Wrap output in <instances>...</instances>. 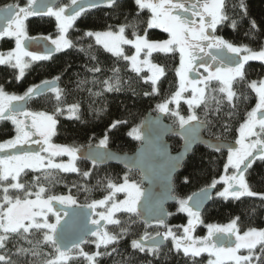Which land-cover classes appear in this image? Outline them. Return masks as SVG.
I'll use <instances>...</instances> for the list:
<instances>
[{"label": "snow or ice", "instance_id": "6c2138e0", "mask_svg": "<svg viewBox=\"0 0 264 264\" xmlns=\"http://www.w3.org/2000/svg\"><path fill=\"white\" fill-rule=\"evenodd\" d=\"M136 5V18L147 11L148 15L143 20L134 19L129 24L119 25L116 29L109 26L108 30H86L77 40L87 39V47L77 45L68 38L70 29L75 22L86 15L89 10L101 6L109 9L122 7L121 0H70V4L56 8L51 0H15L0 7V38H15V48L7 53H0V65H6L15 70V78L19 82L33 62L48 60L53 53H60L70 49L83 52L90 60L96 61L86 71L93 74L91 80L78 81V90H87L89 95L101 96L106 92L120 91L123 82L119 76V69H111L113 75L100 80L96 74H102L104 68L100 66L98 57L94 51L95 46L101 47L104 52L124 60L126 67L147 83L152 84V92L158 94L157 83L165 75V69L153 63L150 57L153 53L165 55H179V66L175 69L178 77V87L163 102L157 104V110L175 117L181 129L186 133V148L198 139L200 127L211 123L208 117L215 112L217 119L222 106L226 101L231 111L227 113L231 117L236 109L237 101L244 93L237 94L234 90V82L244 84L256 94L257 102L250 111L246 112L243 122L238 128L239 136L235 144L239 147L209 142L207 147L215 152L227 150V160L224 164V172L218 179H213L210 184L202 188L199 193L187 198L173 197L177 205L178 213H185L188 217L187 225L183 226V234L178 235L171 227L166 225L164 217L171 215L160 209V215L156 220L159 228L155 235L147 232L134 238L130 242L132 253L127 258L114 264H134V253L158 258L164 242L172 241L170 251L192 260L196 264V258L202 253H208L207 264H264V229L248 228L241 234L238 228L239 217L232 219L226 226L207 225L208 235L196 238L191 235L197 223L201 222V206L205 200L212 198V191L217 184L225 185L223 190L215 194L219 198L241 201L242 198H256L264 206V192H256L247 181L246 174L257 160L264 162V78L258 81H247L244 71L249 61L264 63V43L255 50L247 45L236 46L232 42L217 36L218 26L229 21L227 14V0H134ZM233 10H239L241 19L247 17V7L244 0L232 5ZM34 16L54 17L57 34L55 37L41 36L30 37L27 35L25 22ZM143 23V30L139 24ZM236 20H231L230 26L235 29ZM249 30L245 33L251 39H256L259 26L255 20H249ZM132 29L131 38L126 35V30ZM159 29L167 34L166 38L152 39L149 30ZM44 44V54L29 51L33 43ZM94 42V43H93ZM49 43L52 47H49ZM123 45L134 49L133 54L125 53ZM214 50V51H209ZM232 55L225 56L224 52ZM143 54V59L141 55ZM207 57V59H206ZM203 69V72L200 71ZM150 76H141L143 71ZM60 77L52 80H44L39 84L29 86L23 95L9 94L4 86L0 85V121H9L15 128L16 135L4 143H0V152L13 150L0 158V264H68L72 259L69 254L71 249L65 246L57 238V224L59 213L54 211L53 202L59 204H75L71 197L46 195V187L41 180L54 183L55 177L51 170L65 173H77L83 179L91 178L90 171L81 172L76 166L78 148H70L51 143L54 129L57 124L55 115H62L64 111L69 113L70 119H79V105L71 104L66 107L62 103L64 90L59 88L57 82ZM212 81L218 82V87L212 89ZM91 84L92 87H88ZM102 85L98 89L96 85ZM218 92L222 96L210 95V92ZM54 94L56 106L53 114L46 112H34L27 110L21 102H27L40 97L45 93ZM189 93L188 97L184 94ZM181 99L188 105L187 116L178 111L169 109L170 104L179 106ZM214 104V107H213ZM203 107V119L197 114L196 109ZM97 113L103 109H96ZM193 122H196L195 125ZM122 121H113L110 125L115 128ZM225 132L229 131L228 122L222 125ZM109 129V130H110ZM35 137V139H34ZM137 139L140 137L137 135ZM219 140V137H217ZM107 143V135L100 141L98 147H104ZM32 144L37 148L33 149ZM27 146V147H25ZM67 155L68 163H55L54 158ZM92 160L93 166L110 158V154H97L96 157H87ZM180 163V157L176 158V165ZM31 170L33 175L31 182H23L21 174L25 170ZM189 178L185 177V183ZM101 183L100 180L97 181ZM88 191L87 185H82ZM106 195L88 205L95 210L105 208L98 213L99 220L93 219L91 223L96 225L95 230L89 234L95 237L96 251L85 252L80 245L86 241L81 238L73 243L72 249H76V255L83 257L87 264H99V258L122 255L119 249L120 240L127 236L129 228L121 226V221L114 218L115 213H137V203L141 196L138 185L129 182L127 176L122 184H116L111 179L103 185ZM117 193H124L125 198L117 202ZM32 197H35L33 199ZM255 211V209H253ZM56 216V223L48 222V214ZM101 221L106 224L121 226L119 233H112L102 229ZM131 221L130 223H134ZM179 227V226H178ZM39 233L41 239L33 241L30 237ZM219 237L228 238L225 243ZM235 237V242L231 241ZM28 245L25 247L24 245ZM11 245V248L9 247ZM43 246L52 249L51 253H42ZM103 248L104 251H100ZM167 258V253L164 254ZM32 257V260L28 258ZM148 264H152L149 261Z\"/></svg>", "mask_w": 264, "mask_h": 264}, {"label": "trees", "instance_id": "16d2710c", "mask_svg": "<svg viewBox=\"0 0 264 264\" xmlns=\"http://www.w3.org/2000/svg\"><path fill=\"white\" fill-rule=\"evenodd\" d=\"M15 0H0V7L9 3H14ZM24 0H21L23 3ZM122 7L109 9L101 6L88 11L86 15L80 17L68 33V38L72 39L77 45L87 47V39L80 41L77 37L86 30L104 31L108 30L109 26L116 29L119 25L129 24L134 19L143 20L149 13L145 11L141 17L136 18V5L134 0H121ZM238 3V0H227V14L229 21L223 25L218 26V34L225 40L232 42L236 46L247 45L255 50H259V46L264 43V0H244L247 7V17L241 19L239 10H233L232 5ZM70 4L69 0L65 1V5ZM236 20V28L233 29L230 24L231 20ZM249 20H255L259 26V32L256 34V39H251L245 33L249 30ZM27 35L30 37H40L51 35L53 37L57 34L56 21L53 17L48 16H34L30 17L26 22ZM143 30V23L139 24ZM126 35L131 38L132 29L126 30ZM149 36L152 39L166 38L167 34L159 29L149 30ZM94 43V42H93ZM14 46L12 39L3 40L0 43V50H8ZM96 53L100 66L104 68L102 74H96L100 80L113 75L111 69L118 68L119 76L123 82L120 91L106 92L97 97L89 95L87 90H78L77 83L80 80L93 78V74L86 71V67L96 63L86 56L83 52L76 49L66 50L64 52L55 53L50 59L44 61L33 62L31 66L25 70L23 78L18 82L15 78V70L0 65V85L4 86L5 92L16 93L23 95L26 89L35 84H39L44 80H52L59 76L58 87L64 90L62 103L66 107L71 104L79 105V119H70L57 114L54 118L57 124L54 129V143L58 145H68L72 148H84L87 146H98V142L107 135V143L110 149L120 153H132L139 145V139L136 138L139 134V127L142 119L147 113L156 114L155 108L158 103L164 101L172 92L178 87L175 69L179 64L178 53L173 56L171 54L165 55L162 53H153L150 59L165 69V75L157 83L158 94L145 93L152 92V85L150 82L145 83L143 79L138 77L134 72L128 70L125 66L126 62L122 59L117 60L111 54L104 52V50L95 46L92 50ZM132 48L125 46V52L129 54ZM247 81H253L261 78L264 75V64L250 62L244 69ZM147 72L143 71L141 76L146 77ZM102 85H96L98 89ZM88 87H92L91 84ZM212 89L218 87L217 81H212L210 84ZM234 90L237 94L244 93L247 98L243 96L237 101L236 109L231 117L227 115L231 111L230 107L224 102L219 119L217 114L213 112L208 119L211 123L206 125L204 136L211 139H217L234 143L237 137V131L240 124L243 122L246 112L250 111L256 101L254 92L248 89L240 82H234ZM210 95L222 96L218 92H210ZM56 101L54 94L46 93L40 97L29 100L28 109L30 111H43L49 115L53 114ZM172 107V105H170ZM214 107V104H213ZM96 109H103L97 113ZM176 111L181 115L187 116L188 106L185 102L180 101L179 106L176 105ZM196 112L203 119V107L197 108ZM165 120L178 127L179 122L173 117L170 112L165 113ZM113 121H122L115 128L110 129ZM228 122L229 131L225 132L222 125ZM110 129V130H109ZM14 128L9 121H5L0 126V142L6 141L13 137ZM172 152L178 151L180 147V140L177 138H168ZM226 158L224 152H215L203 147H197L192 155L187 159L183 165L181 172L174 178L173 187L174 195L179 198H187L193 193L200 191L211 183L213 179H218L223 172ZM76 165L83 171H90L91 178L83 179L77 173H64L58 170H51L55 177L54 183L41 180L47 191L45 197L48 195H70L76 201V205L88 207L93 201L102 199L107 193L103 185L107 179H111L114 183L120 184L124 177L138 184L137 173H128L119 166H93V164L82 162L76 159ZM26 174H21L23 182H31L33 173L31 170H25ZM185 177L189 178V182L185 183ZM246 178L253 191L264 192V162L257 160L252 169H249ZM101 183L98 184L97 181ZM82 185H87L88 191H85ZM255 209V211H253ZM168 227L176 228L178 232L181 227L187 225L188 217L185 213L177 212V205L168 207ZM239 217L238 228L245 230L248 228L264 229V206H261L260 201L256 198H242L241 201L233 199L224 200L221 198L212 197L210 204L201 214V222L196 224L194 233L198 236L204 233L205 227L201 223H217L222 224ZM121 221V226L129 228L127 236L123 237L119 243L120 253L122 255L114 257L99 258V264H114V261L119 262L122 258L126 259L129 253H132L130 242L134 238H138L143 233L155 235L157 231H164L159 228L157 224L144 226L137 214H128L120 212L115 216ZM135 221L134 223H130ZM108 224L107 231L112 233H119L120 227ZM179 226V227H178ZM33 241L41 239L39 233L30 237ZM27 247L28 245H24ZM11 248V245H9ZM84 251L92 253L96 251L95 246L83 243L81 245ZM172 244L167 241L166 245L161 248L160 256L153 258L145 256L141 253H134L136 259L134 264H193L192 260L179 255L175 251H170ZM42 253H51L52 249L48 246H43ZM76 251V249H71ZM100 251H104L103 248ZM167 253V258H165ZM208 255L201 254L196 258V264H206ZM32 260V257L28 258ZM23 264V262H22ZM40 264V261H36ZM68 264H87L83 257H74L68 261Z\"/></svg>", "mask_w": 264, "mask_h": 264}, {"label": "water", "instance_id": "95a60500", "mask_svg": "<svg viewBox=\"0 0 264 264\" xmlns=\"http://www.w3.org/2000/svg\"><path fill=\"white\" fill-rule=\"evenodd\" d=\"M63 1L65 0H51L55 7ZM48 46L52 47L50 43ZM28 50L43 55L44 44L33 42ZM223 55L230 56L232 54L225 51ZM28 103L29 101L26 103L21 102L26 109H28ZM165 116L164 113H147L145 115L139 127V145L132 153H120L110 149L108 146L98 147L92 145L79 149L77 154L78 160L92 164V160L87 157H96L97 154L107 153L110 154V158H105L102 162L97 163L96 166L114 165L121 167L128 173H137L138 183L143 189L137 203L136 214L141 223L146 227L156 224L161 208L164 212L169 213L168 207L176 205L172 199L176 197L173 187L174 178L181 172L183 165L197 147L209 149L207 147L209 142L237 147L232 142L205 137V126L199 128L198 139L186 148V133H184L181 127L174 128L171 123L165 120ZM195 123L193 122L194 125ZM168 138H178L180 140L178 151H171ZM222 152L227 153L226 148L222 149ZM177 157H180L178 165H176ZM215 190L212 191V196ZM211 199L204 201L200 209L201 214L210 204ZM53 209L59 214H63V217L57 224L56 235L65 246V249H72L73 243L79 242L81 238L86 241L91 237L89 234L90 230L96 229V225L91 223L93 210L89 207L78 205L64 206L53 202ZM168 216L164 217L166 225L168 224ZM100 224L103 228L104 221H101ZM166 243L167 241L164 242V246Z\"/></svg>", "mask_w": 264, "mask_h": 264}, {"label": "rangeland", "instance_id": "374dc122", "mask_svg": "<svg viewBox=\"0 0 264 264\" xmlns=\"http://www.w3.org/2000/svg\"><path fill=\"white\" fill-rule=\"evenodd\" d=\"M55 19V18H54ZM71 30V29H70ZM69 30V31H70ZM11 39H13V41H14V46L11 48V49H8V50H5V51H0V53H7L8 51H10V50H12V49H14L15 48V38L13 37V38H11ZM125 46L126 45H123L122 47L124 48V51H125ZM128 46V45H127ZM130 47V46H129ZM133 52H134V49H132V51L128 54V55H131V54H133ZM126 53V52H125ZM127 54V53H126ZM179 56V55H178ZM141 59H143V54L141 55ZM250 62V61H249ZM178 66H179V64H178ZM146 71V70H145ZM147 72V71H146ZM151 74L150 73H148L147 72V75H146V77L147 76H150ZM261 78H264V75L261 77ZM261 78H259V79H257V80H255V81H258V80H260ZM177 81H178V77H177ZM148 82H150V80L148 81ZM151 83V82H150ZM152 85V84H151ZM8 93V92H7ZM9 94H16V93H9ZM255 94V93H254ZM16 95H19V94H16ZM190 94L189 93H185L184 94V96L185 97H188ZM255 97H256V94H255ZM181 101L182 102H184V99H181ZM256 102H257V98H256V101H255V103H254V105L252 106V108L255 106V104H256ZM170 105H172V107L170 106ZM169 105V109L170 110H172V111H176V104H170ZM188 106V105H187ZM251 110V109H250ZM155 111L157 112V113H161V112H159L158 110H157V106H156V108H155ZM64 117H66V118H69V113L66 111L65 112V114H64ZM11 123V122H10ZM13 128H14V126H13ZM15 135H16V132H15V128H14V135H13V137H11L10 139H13L14 137H15ZM238 136H239V133H238V131H237V138H238ZM53 137H54V135L51 137V143H53V144H56V143H54V141H53ZM236 138V139H237ZM10 139H8V140H10ZM34 139H35V137H34ZM104 139V138H103ZM8 140H6V141H8ZM102 140V139H101ZM100 140V141H101ZM6 141H3V142H0V143H4V142H6ZM100 141L98 142V144H100ZM56 145H58V144H56ZM63 146H67V147H70V146H68V145H63ZM239 147V146H238ZM70 148H72V147H70ZM1 158H3V157H1ZM226 160H227V154H226ZM54 162L55 163H68L69 162V157L67 156V155H63V156H58V157H55L54 158ZM225 163H226V161H225ZM75 164H76V161H75ZM77 166V165H76ZM65 173V172H64ZM224 174H226L225 172H224V168H223V172H222V175H224ZM129 180V179H128ZM123 182H124V180H123ZM122 182V183H123ZM129 182H134V181H131V180H129ZM122 183H120V184H122ZM135 183V182H134ZM137 184V183H136ZM138 185V187H139V189H140V191L142 192V188H141V186H139V184H137ZM219 185H221V187H219V190H217V191H221V190H223V185L222 184H219ZM216 191V192H217ZM215 192V193H216ZM214 193V195H213V197L214 198H219V197H217L216 196V194ZM118 194V193H117ZM116 194V195H117ZM60 196H64V197H71L70 195H60ZM33 199H35V197H32ZM46 198V197H45ZM72 198V197H71ZM115 198H116V196H115ZM117 198H121V199H117ZM117 198H116V200H117V202H119L120 200H123L124 198H125V194L124 193H121V195H117ZM140 198V197H139ZM73 200H74V198H72ZM221 199H224V198H221ZM229 199H231V198H229ZM224 200H226V199H224ZM228 200V199H227ZM62 205H64V206H75L76 205V201H75V204H62ZM105 211V208H97V210H96V215L95 216H93L92 217V220L93 219H97V220H99V215H98V213H100V212H104ZM115 216H116V214H115ZM115 216H114V218H115ZM59 217H60V219H59V221L61 220V215L59 214ZM48 222L49 223H56V216H54V215H52L51 213H49L48 214ZM231 221V220H230ZM229 221V222H230ZM229 222H226V223H222V224H217V223H206V224H204V223H201V225L202 226H204L205 227V230H204V233L202 234V235H200V236H198V235H196L195 233H194V230L191 232V235L193 236V237H196V238H202V237H205V236H207L208 235V229H207V225H209V224H213V225H219V226H226ZM198 224V223H197ZM256 229H258V230H260L259 228H256ZM106 230H107V228H106ZM245 230H247V229H245ZM245 230H240V232H241V234L243 233V231H245ZM173 231H175L178 235H182L183 234V227H181V229L177 232L176 231V228H174L173 229ZM226 239V242H227V239L228 238H225ZM232 239L234 240V242H235V237H232ZM95 240V237H93L92 239H89V240H87L86 241V243H88V244H91V245H94V243H91V241H94ZM171 244H172V241L169 239L168 240ZM225 242V243H226ZM95 246V245H94ZM234 246V245H233ZM82 248V247H81ZM83 250H84V248H82ZM76 253H77V250L76 251H71L69 254L72 256V258H74V257H78V255H76ZM202 254H205V253H202ZM207 255H208V253H206ZM209 259H213V260H215V257H209V255H208V258H207V262H208V260ZM207 264V263H206Z\"/></svg>", "mask_w": 264, "mask_h": 264}, {"label": "flooded vegetation", "instance_id": "af4514ba", "mask_svg": "<svg viewBox=\"0 0 264 264\" xmlns=\"http://www.w3.org/2000/svg\"><path fill=\"white\" fill-rule=\"evenodd\" d=\"M66 1V0H65ZM65 1H63L62 3H60L58 6H56V8H59L60 6H63V5H65ZM70 1V0H69ZM54 18V17H53ZM216 35L217 36H219V34H218V32H216ZM8 40V39H11V38H8V37H4V38H0V43L3 41V40ZM13 40V39H12ZM0 51H5V50H0ZM209 51H214V50H209ZM206 59H207V57H206ZM250 62H256V63H261V64H264V63H262V62H259V61H250ZM250 62H248L247 64H249ZM247 64L245 65V68H246V66H247ZM244 68V69H245ZM200 71L201 72H203V69H200ZM3 122H5V121H0V126H1V124L3 123ZM173 126V125H172ZM180 127V125L178 126V127H174V128H179ZM237 138V137H236ZM178 139V138H177ZM169 141V140H168ZM235 143V142H234ZM25 147H27V146H25ZM31 147L32 148H37V146L35 145V144H32L31 145ZM237 147H238V145H237ZM180 148V147H179ZM179 150V149H178ZM11 151H13V150H7L6 152H0V158L1 157H3V156H5L6 154H8L9 152H11ZM176 152V151H175ZM220 152H222V151H220ZM225 153V158H226V152H224ZM223 185V184H222ZM223 186H225V185H223ZM219 187H221V185H219V184H217V187H216V190H215V192L217 191V190H219ZM143 188V187H142ZM117 195H121V193H118ZM117 195H116V198H117ZM115 198V199H116ZM118 200L119 199H121V198H117ZM93 210V209H92ZM96 210L97 209H95V210H93V212H92V217L93 216H95L96 215ZM118 213H120V212H117V213H115L116 215L118 214ZM62 215V214H61ZM62 217V216H61ZM91 221H92V218H91ZM107 226H108V224H106V222L104 221V225H103V228H107ZM102 228V229H103ZM93 237L91 236L89 239H92ZM220 239H223L224 240V242H226V239L224 238V237H219ZM231 241L233 242V245H234V240L232 239V237H231ZM80 247H81V245H80Z\"/></svg>", "mask_w": 264, "mask_h": 264}]
</instances>
